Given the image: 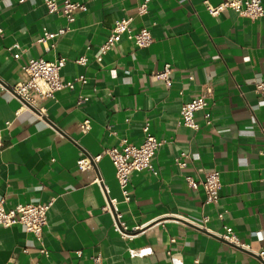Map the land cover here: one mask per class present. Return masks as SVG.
<instances>
[{
	"label": "crops",
	"instance_id": "crops-1",
	"mask_svg": "<svg viewBox=\"0 0 264 264\" xmlns=\"http://www.w3.org/2000/svg\"><path fill=\"white\" fill-rule=\"evenodd\" d=\"M80 1L86 7L69 22L50 13L44 0H0V199L7 207L53 200L41 239L22 224L0 225V264H261L264 93L256 81L264 77V15L207 10V3L223 0H149L145 13L138 9L142 0ZM124 17L135 29L149 27L152 43L140 47L123 34L98 61L100 45ZM67 26L54 47L39 41L45 29ZM81 55L86 64L76 62ZM40 56L66 57L61 74L75 80L74 88L46 102V119L9 89L28 78L23 65ZM166 62L172 64L171 85L154 74ZM80 75L87 81L76 80ZM208 88L210 103L195 114L200 127L184 125L181 106ZM79 95L89 98L79 102ZM86 117L91 129L83 132ZM146 122L164 142L153 158L155 173L130 174L129 200L110 157L104 153L98 163L128 228L141 226L128 238L103 209L98 171L81 170L78 158L82 147L97 154L125 137L140 143ZM183 151L187 165L179 167L175 158ZM214 169L222 184L218 206L185 179ZM226 226L238 244L215 234Z\"/></svg>",
	"mask_w": 264,
	"mask_h": 264
},
{
	"label": "built area",
	"instance_id": "built-area-1",
	"mask_svg": "<svg viewBox=\"0 0 264 264\" xmlns=\"http://www.w3.org/2000/svg\"><path fill=\"white\" fill-rule=\"evenodd\" d=\"M50 13H57L65 16L69 22H73L76 19L75 13L78 9H84L86 4L80 0H62L60 4L58 0H44ZM149 0H142L139 3V12L145 13L148 10ZM207 10L212 15H217L225 8H231L241 13L242 15L250 18H259L264 15V2L263 0H223L218 4L207 3ZM130 17H124L117 19L114 26L111 29L109 35L105 38L103 43L99 47V54L97 60L101 61L104 55L111 49L123 36L127 37L135 42L140 47L148 46L153 41V35L151 30L147 26H143L139 29H135L130 25ZM70 26L63 27L59 31H49L45 29L43 34L39 37V41L47 45V47H54L56 45V39L63 35ZM0 32L2 28L0 27ZM11 47H19L18 43H12ZM19 52L14 56L18 57ZM66 57L59 56L54 60H48L42 56L33 57L23 65V69L27 72L28 78L24 81H18L17 83L10 85L9 89L15 95H17L24 106L35 113L39 119L49 118L48 107L46 102L49 99L55 98L56 93L65 88H74L75 80H65L61 74V69L65 65ZM86 55H81L76 59V62L86 64L88 62ZM172 64L166 62L163 67L157 69L154 74L159 79L165 81L167 85L172 84L171 78ZM76 80L82 82L87 81L85 75H80ZM256 88L264 93V77H261L256 81ZM212 94V89L208 88L201 94L193 97L189 101L183 103L180 109V121L189 127L198 129L200 124L196 121L195 114L198 110L203 109L209 102V97ZM89 98L88 95H79L78 101L84 102ZM19 112V111H17ZM209 120V113H206ZM12 121H6V127L11 125ZM81 129L83 132H87L91 129V119L86 117L81 122ZM145 136L140 143L131 142L128 138H122L118 145H112L104 149L101 153H91L85 148L80 149V155L78 158V166L81 170L96 169L98 175L95 181L100 185L105 195V204L103 209L109 211L114 219V229L117 230L123 237L131 238L133 233L141 228V226H134L131 229L128 228L124 222L123 214L120 211L119 203L116 198L109 196V190L106 186L103 176L98 170V163L104 153H106L116 170V177L120 185L123 197L125 200L130 199V174L133 171H141L144 169L153 171L155 173L156 167L154 165L153 158L157 152V149L163 144L164 139L158 137L150 130L149 122H146L144 127ZM3 128L0 126V152L3 149ZM264 154V150H262ZM187 153L181 152L179 156L175 158V162L179 167H185L187 161L185 157ZM185 179L188 184L197 189L202 186L206 193V202L211 203L214 206L220 204L221 177L220 171L214 169L205 173L203 177L195 178L192 175H185ZM53 204V200L45 202H28V203H16L13 206L7 207L3 199H0V225L10 227L17 224H22L25 228L32 232L38 239H41L44 231V227L48 223V213ZM219 216L222 217L223 213L219 212ZM205 221L209 219L208 216L203 217ZM201 225V224H200ZM220 238L225 239L229 243H239L237 234L232 226H226L223 233H215ZM41 252L48 254L47 249L42 248ZM77 253L81 255L82 251L77 250ZM260 258L261 264H264V249L256 252ZM96 260H100V256H96Z\"/></svg>",
	"mask_w": 264,
	"mask_h": 264
}]
</instances>
